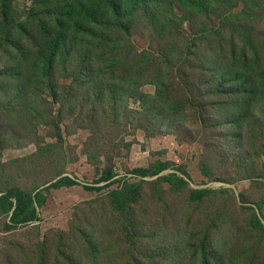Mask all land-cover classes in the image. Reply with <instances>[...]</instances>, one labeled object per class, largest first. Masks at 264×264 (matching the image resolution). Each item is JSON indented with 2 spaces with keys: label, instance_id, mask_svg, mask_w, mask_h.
I'll return each instance as SVG.
<instances>
[{
  "label": "rangeland",
  "instance_id": "1",
  "mask_svg": "<svg viewBox=\"0 0 264 264\" xmlns=\"http://www.w3.org/2000/svg\"><path fill=\"white\" fill-rule=\"evenodd\" d=\"M141 1L126 20V32L109 28L90 45L102 47L86 62L99 78L80 76L75 47L80 39L71 36L74 54L64 56L45 81L33 70L45 43L39 18L30 20L26 31L17 26L31 19L33 3L11 0L9 18L23 50L0 49V74L17 76L0 84V192L46 187L50 192L44 193L41 222L4 232L0 217V264L38 263L29 239L35 237L47 243L43 264L61 257L55 243L78 264H91L81 240L61 242L59 234L79 222L88 226L80 217L107 205L117 182L101 192L85 190L106 185L95 183L107 171L114 181L142 188L135 209L137 245H116L108 233V257L99 264H136L140 252L146 254L143 264H200L194 247L206 230L213 264H264L263 235L250 224L257 218L264 224V8L241 0L222 14L233 13L234 19L223 22L187 13L176 0ZM214 2L221 6L224 0ZM145 51L160 58L144 64ZM110 60L118 63L108 69ZM238 72L257 90L255 97L231 98L218 78ZM111 79L117 101L96 97L95 89ZM27 80H36L38 87L24 88ZM157 161L169 165L158 177L141 181L133 174ZM173 172L187 181L181 190L162 178ZM65 177L78 185L51 186ZM191 189L214 193L192 204ZM95 236L99 240L98 231Z\"/></svg>",
  "mask_w": 264,
  "mask_h": 264
},
{
  "label": "trees",
  "instance_id": "2",
  "mask_svg": "<svg viewBox=\"0 0 264 264\" xmlns=\"http://www.w3.org/2000/svg\"><path fill=\"white\" fill-rule=\"evenodd\" d=\"M33 3L34 8L31 9L29 15L31 19L25 23H19L17 26L26 31V27L30 25V20L33 18H39L38 31L40 36L45 38V43L36 54V60L34 63V75L39 78H43L45 81L51 80L56 70V65H61V60L65 56L74 54V47H70L69 42L71 36H76L80 40L75 43V47H79L78 55L80 62L78 70L80 76L88 74L89 77L99 78L94 76L89 69V65H86L88 60L93 59L91 55L92 50H98V46L89 49L90 45L94 42L100 41L104 37V32H108L109 28L120 29L126 32L129 28L127 27V18L134 11L135 5L143 3L141 0H30ZM187 13L197 14L205 16L208 20L213 21L214 18L228 22L234 19L233 13L230 16H223L222 14L227 12L231 8L239 7L241 0H224L220 6L215 3L214 0H176ZM11 0H0V49L4 47H15L23 50V46L16 39V29L14 21L9 18V11L11 8ZM257 3L259 6L264 8V0H253L248 3L252 6ZM133 8V9H132ZM225 28H228L226 26ZM236 51L233 50V56L230 58L232 62H235ZM143 57L148 56L149 58L143 60L144 64L154 62L159 59L151 52H143ZM108 69L113 68V65H117L116 60H110ZM174 68V67H173ZM212 76L216 75V71L213 69L210 71ZM158 75H156L155 80ZM11 79L15 82L17 76L13 71L11 76L0 74V84L3 80ZM78 79V76L76 77ZM218 78H222L223 83L227 87L226 89L231 94V98L236 95H244L250 98L256 96L254 86L250 85L245 74L238 72L233 75H222ZM154 80V84L160 87V84ZM216 80V79H215ZM106 83L103 86H99L95 89V96L102 97L104 101L109 97L110 100L117 101L119 97V91L111 83ZM53 84L51 90L53 96L55 94V88L57 84ZM39 83L36 80H27L24 84V88L38 87ZM116 90V91H114ZM229 97V99H231ZM206 106H203L205 109ZM264 153V149L262 150ZM169 165L160 161L155 162L149 168H136L133 174L143 181L144 178L158 177L164 171L168 169ZM114 174L107 171L105 176L101 177L95 184L100 185L107 183L104 186H85V190L89 192H101L103 189L112 188L115 182L119 186L109 191L107 205H103L100 210L96 211L90 216L85 218L80 217L82 221L88 222V226H83V222H79L73 230L63 231L59 234V241H67V238H78L81 240L84 249L92 257L89 263L99 264L108 257L109 248L107 247L106 235L111 233L112 240L115 241L116 245H128L130 249L137 245L136 243V232L138 222L135 209L138 204L141 185L131 184L128 181L125 183L114 181ZM166 183L176 190H181L187 181L180 177L176 172L170 173L168 176L162 177ZM122 184L126 187L122 188ZM78 185L76 180L70 178H61L51 185L53 188L61 189L65 187H73ZM49 187L36 189L33 193L22 191L18 188H11L7 191L0 192V217L4 219V232H15L18 233V229L22 227H28L36 222H41L39 210L47 204V197L45 191H48ZM50 191H48L49 193ZM45 193V194H44ZM214 192L211 189H191L189 192V200L192 204H198L204 199L208 198ZM102 220L103 225H97L96 220ZM251 226L261 231L264 238V224L257 218L255 221L250 222ZM120 226H124L122 229ZM133 226V227H132ZM132 227V228H131ZM98 231L100 235L99 240H96L95 232ZM39 232V231H38ZM55 235L57 236L58 231ZM209 231H204L202 240L196 243L194 247V259L198 260L200 264H213L211 254L208 250ZM30 242H33L35 253L39 254L38 263L43 264L44 254L46 251V242L41 238H29ZM57 247L56 253L63 252L61 257H57L53 264H78L76 259H73L66 250H63L61 246L55 243ZM147 252L152 250L150 244L146 245ZM131 252V251H130ZM142 256L134 260L136 264H143V257L146 255L140 252ZM213 256V255H212ZM10 260L12 258L10 257ZM33 260L28 259V263L32 264ZM20 264V263H18ZM24 264V263H21Z\"/></svg>",
  "mask_w": 264,
  "mask_h": 264
}]
</instances>
